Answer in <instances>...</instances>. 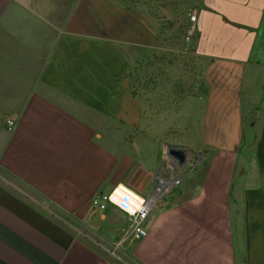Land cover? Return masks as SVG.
<instances>
[{"label":"crops","instance_id":"obj_1","mask_svg":"<svg viewBox=\"0 0 264 264\" xmlns=\"http://www.w3.org/2000/svg\"><path fill=\"white\" fill-rule=\"evenodd\" d=\"M153 1L0 0V264H264V0L194 1L185 93ZM174 175L140 239L91 205Z\"/></svg>","mask_w":264,"mask_h":264},{"label":"rangeland","instance_id":"obj_2","mask_svg":"<svg viewBox=\"0 0 264 264\" xmlns=\"http://www.w3.org/2000/svg\"><path fill=\"white\" fill-rule=\"evenodd\" d=\"M165 5L161 6V12L163 16L164 26L161 28V32L163 30V34L167 36V52L166 56L164 55V61L162 62L163 70H166L165 75H161V81L163 83L177 81L184 86V90L187 91L191 78L194 77V73L196 69L193 68V60H191V56L189 54V39L188 37V29H189V18L188 13L190 10L194 8L195 0H164ZM164 28V29H163ZM141 82V81H140ZM188 107L186 103L182 105L181 109H179V114L177 118L179 123H183L184 118L186 117V111H188ZM171 116V113H166L164 117L168 118ZM170 119L167 120L169 123ZM180 136V134H179ZM175 135L169 134L167 140L171 141L175 139ZM182 137V136H180ZM195 161H187V163H192ZM190 166V164H189ZM187 169H189L187 167ZM116 251H112L115 253Z\"/></svg>","mask_w":264,"mask_h":264},{"label":"built area","instance_id":"obj_3","mask_svg":"<svg viewBox=\"0 0 264 264\" xmlns=\"http://www.w3.org/2000/svg\"><path fill=\"white\" fill-rule=\"evenodd\" d=\"M188 18L191 25L188 29L187 39H189L193 34L196 16L190 11L188 13ZM6 125L8 129H12L14 127V122L12 120H7ZM179 183L180 176L174 175L167 180L160 179L154 186L153 195L142 199L139 203H136V200H134L131 195L126 192L119 194L109 192L94 196L91 200V205L99 210H105L108 204H113L119 209L125 211L128 214V223L120 242L122 243L126 239L134 241L147 234V230L143 225V220L148 215L150 204L152 203L154 197L169 192Z\"/></svg>","mask_w":264,"mask_h":264},{"label":"trees","instance_id":"obj_4","mask_svg":"<svg viewBox=\"0 0 264 264\" xmlns=\"http://www.w3.org/2000/svg\"><path fill=\"white\" fill-rule=\"evenodd\" d=\"M121 3H123V4H127V3H132L133 1H137V0H119ZM156 1V0H155ZM161 7L163 8V6H159L158 4H156V3H154V1L152 2V4H150V6H149V9H150V13H151V15L152 16H154L157 20H158V22H159V27H160V35L161 36H163V30H162V32H161V28H162V26H164V22H163V16H161L162 15V12H161ZM164 29V28H163ZM163 38V37H162ZM162 41H164L165 43H166V45H167V36H165L163 39H162ZM164 55H162L161 57H159V56H156V67H161L162 69H163V66H162V62L164 61ZM153 60H152V64H153ZM149 61L147 62V63H145V64H143V60H138L137 62H136V64H135V67H134V69H133V71H132V74H131V76H132V82H134V85H135V90H136V93H137V91H139V92H141V90H140V88H141V86H142V84H143V77H144V75H143V68L145 67V66H148L149 65ZM161 72H163V70L161 71ZM160 72V73H161ZM149 76H152V77H157V75L156 74H151V75H148V77ZM152 78L151 77H149L148 78V81H150ZM141 81V82H140ZM184 93H185V90H184Z\"/></svg>","mask_w":264,"mask_h":264},{"label":"water","instance_id":"obj_5","mask_svg":"<svg viewBox=\"0 0 264 264\" xmlns=\"http://www.w3.org/2000/svg\"><path fill=\"white\" fill-rule=\"evenodd\" d=\"M167 154L173 158L178 165L187 160L186 151L179 145L167 144Z\"/></svg>","mask_w":264,"mask_h":264},{"label":"bare ground","instance_id":"obj_6","mask_svg":"<svg viewBox=\"0 0 264 264\" xmlns=\"http://www.w3.org/2000/svg\"><path fill=\"white\" fill-rule=\"evenodd\" d=\"M120 190V189H119ZM123 192V191H122ZM119 193H120V191H119ZM118 193V194H119ZM133 195V194H132ZM131 197H133V196H131ZM134 199V198H133ZM138 199V198H137ZM136 200V199H135ZM140 202V200H136V203H139Z\"/></svg>","mask_w":264,"mask_h":264}]
</instances>
